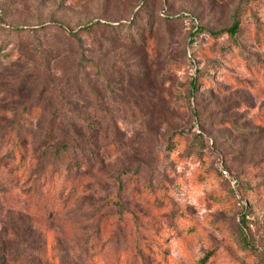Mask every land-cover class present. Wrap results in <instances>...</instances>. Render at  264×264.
I'll return each instance as SVG.
<instances>
[{
	"label": "rangeland",
	"instance_id": "1",
	"mask_svg": "<svg viewBox=\"0 0 264 264\" xmlns=\"http://www.w3.org/2000/svg\"><path fill=\"white\" fill-rule=\"evenodd\" d=\"M0 264H264V0H0Z\"/></svg>",
	"mask_w": 264,
	"mask_h": 264
},
{
	"label": "trees",
	"instance_id": "2",
	"mask_svg": "<svg viewBox=\"0 0 264 264\" xmlns=\"http://www.w3.org/2000/svg\"><path fill=\"white\" fill-rule=\"evenodd\" d=\"M102 24L103 23L101 21H90L86 25L81 26L79 28V31L82 33L83 32L91 33L95 27L102 26ZM108 25L110 27L115 26V25L110 24V23ZM240 31H241V21L238 17H235L231 28L228 30V34L232 39H235L239 35ZM79 41H81V39ZM92 123L93 122L82 120V121H80V124L78 126L76 124H71L70 125V133H69V136L71 135L70 141H65V143L63 144V146H65V147H60V145L57 146L55 153L59 150H63L64 148H67V147H69V148L71 147L77 151H81L82 146L84 145L85 138H87L88 141H90L91 139L92 140L94 139V134H90L91 132L88 131L89 127L91 126ZM68 144H69V146H68ZM22 159H23V157H22ZM79 167H80V164L78 162L69 161L68 165L66 166V168H63V170H65L67 173H70L72 168L79 169ZM79 187L76 186L71 191H68V190H70V187L66 184V182H64L63 185L58 186L57 183L54 182V180H53V182L50 181L48 183V186H47V191H48V194H50L53 197L54 202L49 207V210H52V208H60L61 198L65 195V193L67 191L69 192L70 195L66 198V200H68V201L65 200V202H63V204L69 202L71 200L70 196H72L73 195L72 193H75L76 189L78 190ZM36 191H38V190H36Z\"/></svg>",
	"mask_w": 264,
	"mask_h": 264
},
{
	"label": "built area",
	"instance_id": "3",
	"mask_svg": "<svg viewBox=\"0 0 264 264\" xmlns=\"http://www.w3.org/2000/svg\"><path fill=\"white\" fill-rule=\"evenodd\" d=\"M227 174V172H225Z\"/></svg>",
	"mask_w": 264,
	"mask_h": 264
}]
</instances>
